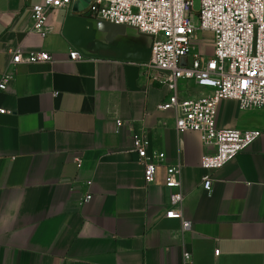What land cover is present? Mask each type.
Segmentation results:
<instances>
[{"label":"crops","instance_id":"crops-1","mask_svg":"<svg viewBox=\"0 0 264 264\" xmlns=\"http://www.w3.org/2000/svg\"><path fill=\"white\" fill-rule=\"evenodd\" d=\"M81 1L53 11L43 37L30 32L43 0H0V83L9 78L0 90V264H264V136L204 191L201 161L214 149L177 133L174 112L159 110L173 91L143 68L153 38L92 18ZM17 50L52 61L13 66ZM73 50L87 57L71 62ZM177 93L210 90L182 82ZM216 126L261 129L264 109L225 101ZM135 133L165 154L152 185ZM169 167L181 170L186 233L165 218L178 192L164 186Z\"/></svg>","mask_w":264,"mask_h":264},{"label":"built area","instance_id":"built-area-1","mask_svg":"<svg viewBox=\"0 0 264 264\" xmlns=\"http://www.w3.org/2000/svg\"><path fill=\"white\" fill-rule=\"evenodd\" d=\"M78 1L43 0L32 8L30 32L45 37L49 15L56 10L69 9ZM199 1L197 13L194 0H90L87 9L94 19L128 26L153 38L150 59L143 63V68L146 73L153 72L150 77L153 82L172 88V95L158 108L174 112L176 132L197 133L205 146L214 149L201 161L205 171L202 189L210 192L211 174L264 136V127L220 130L216 126L217 109L225 101L237 102L243 111L264 109V0ZM203 33L212 35L211 55L199 49L203 42L197 37ZM85 58L77 50L69 53L71 62ZM51 61L48 52H32L25 58L20 50L12 54L13 66ZM8 79L3 77L1 91H5ZM182 82L208 89L210 94L180 100L177 89ZM0 114L6 112L0 110ZM117 124L122 125V122L117 121ZM133 145L144 167L146 184H154L157 167L165 160V154L152 150L150 140L141 133L133 134ZM76 161L80 167L82 160ZM164 186L178 191L170 197V209L165 218L180 221L183 233L190 231L191 224L185 220L183 212L185 197L181 191L180 168L166 169ZM91 199V194L84 193L78 204L84 206ZM219 253L216 251L215 255ZM184 258L189 261L190 255L185 253Z\"/></svg>","mask_w":264,"mask_h":264},{"label":"rangeland","instance_id":"rangeland-1","mask_svg":"<svg viewBox=\"0 0 264 264\" xmlns=\"http://www.w3.org/2000/svg\"><path fill=\"white\" fill-rule=\"evenodd\" d=\"M200 10V1L199 0H194V11L197 13ZM196 17L195 16V23H196ZM200 42H203L201 46H199V49L201 51H204L205 54L211 55L212 54V46L210 44L212 40V35L209 33H203V34H198L197 37Z\"/></svg>","mask_w":264,"mask_h":264},{"label":"water","instance_id":"water-1","mask_svg":"<svg viewBox=\"0 0 264 264\" xmlns=\"http://www.w3.org/2000/svg\"><path fill=\"white\" fill-rule=\"evenodd\" d=\"M90 2V0H82L81 2H79L78 4L79 5H83V6H87V3H89ZM74 5V4H73ZM72 5V6H73ZM85 57H87L85 54H83ZM150 55H151V49H150V51H149V53H148V56H147V58L145 59V60H143V63H147L148 61H149V59H150Z\"/></svg>","mask_w":264,"mask_h":264}]
</instances>
